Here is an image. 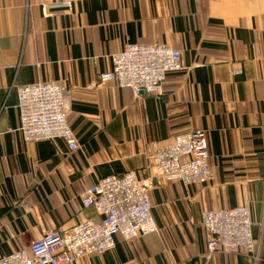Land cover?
<instances>
[{"label":"crops","instance_id":"obj_1","mask_svg":"<svg viewBox=\"0 0 264 264\" xmlns=\"http://www.w3.org/2000/svg\"><path fill=\"white\" fill-rule=\"evenodd\" d=\"M59 1L72 9L42 14ZM126 44L169 45L187 69L169 74L159 94L101 82ZM0 48V257L99 219L81 196L134 172L157 232L118 237L112 251L74 264H264V0H0ZM47 81L69 92L75 151L17 132V87ZM196 130L208 136L209 181H164L154 153ZM240 206L260 259L207 255L203 213Z\"/></svg>","mask_w":264,"mask_h":264},{"label":"built area","instance_id":"obj_2","mask_svg":"<svg viewBox=\"0 0 264 264\" xmlns=\"http://www.w3.org/2000/svg\"><path fill=\"white\" fill-rule=\"evenodd\" d=\"M71 9V1L41 7L45 17ZM111 61L112 68L100 76V81L131 88L138 95L161 93L169 74L187 69L181 63L180 50L166 44H126ZM17 97V132L26 142L64 140L71 151L79 148L67 121L69 92L58 82L18 86ZM153 161L166 182L206 184L212 173L207 133L196 130L176 136L156 150ZM81 201L84 208L94 209L99 219L81 221L67 232L50 231L29 248L0 257V264H74L86 256L112 251L118 237L131 241L158 230L148 187L134 172L101 178L81 196ZM202 225L209 235L207 255L242 253L255 262L260 259L247 206L204 212Z\"/></svg>","mask_w":264,"mask_h":264},{"label":"bare ground","instance_id":"obj_3","mask_svg":"<svg viewBox=\"0 0 264 264\" xmlns=\"http://www.w3.org/2000/svg\"><path fill=\"white\" fill-rule=\"evenodd\" d=\"M211 164V163H210Z\"/></svg>","mask_w":264,"mask_h":264}]
</instances>
